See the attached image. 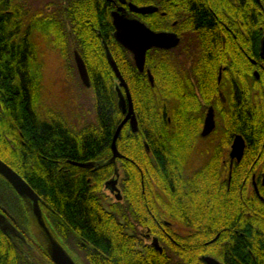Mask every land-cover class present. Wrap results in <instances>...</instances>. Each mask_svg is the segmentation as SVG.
<instances>
[{
  "label": "flooded vegetation",
  "instance_id": "flooded-vegetation-1",
  "mask_svg": "<svg viewBox=\"0 0 264 264\" xmlns=\"http://www.w3.org/2000/svg\"><path fill=\"white\" fill-rule=\"evenodd\" d=\"M87 1L109 8L110 17L112 11L123 8L128 18L138 19L151 31L174 34L177 39L174 46L150 48L145 58L143 72L151 85L154 77L146 65L147 58L151 63L160 58V143L152 148L145 144L148 160L143 170L122 153L113 163L114 167L118 161L132 165L139 172L141 192L145 193V184L149 190L144 202L146 216L136 219L134 210L128 208L124 214L129 218L120 217L122 210L113 207L123 201L118 180L119 194L109 190L113 196L105 195L104 209L115 214L128 237L140 233L142 238L127 243L146 262L149 245L153 246L152 237L146 233L150 219L159 231V238H155L160 249L153 246L161 253L159 264H264V0ZM25 2L18 4L23 7ZM85 2L35 0L39 9L31 12L42 14L43 10L47 20L66 25L67 8ZM130 3L151 5L156 10L134 13L129 10ZM26 24L22 21L19 35L27 37L31 45L27 66L37 71L38 48L33 34L38 27L32 19L29 27ZM208 115L213 128L203 134ZM19 135L22 137L21 132ZM237 136L243 147L232 154ZM192 155L195 164L189 159ZM156 166L159 187L151 174ZM38 198L40 218L30 201L0 175V264H56L49 237H55L75 264L103 261L106 253L83 233L82 249L75 248L82 263L77 261L69 243L74 234ZM248 199L256 200V236L250 240ZM112 252L116 254V250Z\"/></svg>",
  "mask_w": 264,
  "mask_h": 264
},
{
  "label": "trees",
  "instance_id": "trees-1",
  "mask_svg": "<svg viewBox=\"0 0 264 264\" xmlns=\"http://www.w3.org/2000/svg\"><path fill=\"white\" fill-rule=\"evenodd\" d=\"M132 1L144 3L143 0ZM88 2L67 8L66 25H60L47 20L48 14H34L28 7H20L18 1L0 0V159L22 176L59 215L62 225L68 226L74 234L70 233L71 239L78 247L82 249V233L87 240L97 241L98 248L106 253L98 264H159L160 251L149 245L146 262L127 243L142 238L140 233L128 237L124 228L118 225L115 214L108 213L103 207L105 181L114 176V164L87 168L71 163L106 162L112 156L110 144L123 114L117 103L118 80L107 61L105 47L128 86L138 122L136 132L126 124L123 126L116 141L119 152L141 163L148 160L145 144L152 148L160 143V58L156 57L154 63L147 58L146 65L154 77L151 85L145 72H139L134 65L129 51L114 39L109 8ZM31 19L34 25L44 29L47 36L50 32L57 35L59 32L80 54L93 92V122L75 130L57 113L37 114L40 84L37 71H30L27 66L31 45L27 37L19 35L22 21H26L29 27ZM123 169L125 173L120 185L128 183L132 187L124 186L122 203L113 207L122 210L120 217L129 218L124 213L132 208L134 218L143 219L149 190L145 185V193L141 192L140 174L136 168L126 164ZM151 170L155 185L159 187V167ZM143 175L146 177L145 172ZM150 201V208H153ZM254 201L247 200L246 219L248 226L253 228L247 226L248 240L256 236ZM147 227L149 231L146 233L159 238L152 220L149 219ZM115 241L118 244H114Z\"/></svg>",
  "mask_w": 264,
  "mask_h": 264
},
{
  "label": "water",
  "instance_id": "water-1",
  "mask_svg": "<svg viewBox=\"0 0 264 264\" xmlns=\"http://www.w3.org/2000/svg\"><path fill=\"white\" fill-rule=\"evenodd\" d=\"M129 10L134 13L147 14L156 10L154 6H137L132 3L129 4ZM123 8H118L111 12L112 26H113V37L114 39L123 46L132 55L134 64L139 72L144 71L146 52L152 47L162 48L174 46L177 39L174 34L164 33V32H154L148 29L141 21L136 18H128L124 13ZM106 49L107 61L118 80V85L116 86L117 92V103L121 113L124 115L121 122L118 124L116 130L114 131L112 141L110 144L112 156L106 162H71L73 165L80 167H100L104 164L114 163L117 157H122V154L118 151L116 141L123 128V126L129 122V126L132 131H137V122L133 110V103L128 86L122 77L116 62L114 61L109 50ZM74 61L77 69L78 76L85 86H90V80L88 77L87 69L79 53L75 50ZM149 80L152 81V77L148 72ZM123 89V92L121 91ZM213 128V120L211 116H207L205 119V125L203 134L208 133ZM243 141L240 136H237L233 143L232 154L235 151L242 150ZM238 148V149H237ZM0 175H2L14 188V190L25 199L31 202L32 209L37 218H40V210L38 206V195L29 186V184L10 166H8L4 161L0 159ZM114 175L117 177V168L114 169ZM117 179L114 177L109 178L105 182V187H107L111 192L119 191L116 187ZM117 197H119L117 195ZM52 249V257L56 264H75L73 260L64 252V250L59 246V244L51 237H49ZM152 245L156 249H160L157 238H152Z\"/></svg>",
  "mask_w": 264,
  "mask_h": 264
},
{
  "label": "rangeland",
  "instance_id": "rangeland-1",
  "mask_svg": "<svg viewBox=\"0 0 264 264\" xmlns=\"http://www.w3.org/2000/svg\"><path fill=\"white\" fill-rule=\"evenodd\" d=\"M24 1L26 2L22 5L28 7L30 11L39 9L36 8L37 5L35 4V0ZM39 13H41V11ZM42 13H44L43 10ZM37 27L38 31L35 30V33L33 34V40L38 48V65L35 68L37 70L36 76H38L40 84V91L36 102V112L39 116H45L48 112L51 114L53 112L57 113L64 119L67 125L77 130L82 127L83 124L94 121L95 114L93 108L92 88L91 86L87 87L83 85L78 76L73 55L76 49L70 47L66 38H62L59 32L58 35L55 32L52 34L50 32L47 36L44 29L39 25ZM169 154L171 158H173V153L169 152ZM193 156L194 155L189 158L192 161ZM130 159H132V157ZM145 162H138L139 165L141 164L140 166L142 170L146 164ZM193 163L195 164L194 161ZM124 166H126V164H121L119 161L116 163L115 167L117 168L118 176L116 177L114 175L113 177L118 180V183L124 178ZM155 169H157V167H155ZM126 185L131 186V184L128 183H124L122 187L120 184L118 185L123 197L124 186L129 188ZM128 193H130V191H128ZM104 194L109 197L113 196V194L111 196L109 195L110 192L107 187L104 188ZM27 203L28 206H30L29 202ZM151 237L153 238V235ZM53 238L55 239V237ZM69 243L71 246V253L75 254L76 260L82 263V257L75 249L77 248L76 244L72 239L69 240Z\"/></svg>",
  "mask_w": 264,
  "mask_h": 264
}]
</instances>
